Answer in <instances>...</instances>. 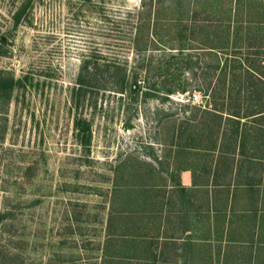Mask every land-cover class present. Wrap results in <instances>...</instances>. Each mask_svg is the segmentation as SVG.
I'll return each instance as SVG.
<instances>
[{"label":"rangeland","instance_id":"1","mask_svg":"<svg viewBox=\"0 0 264 264\" xmlns=\"http://www.w3.org/2000/svg\"><path fill=\"white\" fill-rule=\"evenodd\" d=\"M144 2L0 0V264H264V166L250 165L258 191H241L235 149L213 187L216 152L201 153L208 132L181 150L184 136L209 121L218 146L225 116L202 111L229 112L230 86L228 74L221 96L207 97L220 79L212 67L232 55H264V4L199 0L196 19L207 23L191 50V0ZM147 30L159 44L138 54L133 37ZM191 54L208 66L197 75ZM85 62L96 76L77 91ZM110 62L147 76L143 90L167 80L185 92L131 102L110 90L103 67ZM77 119L89 124L88 149L77 140ZM180 166L196 171L192 193L178 189ZM254 206V217L242 213ZM112 211L124 213L112 220L116 241L105 243Z\"/></svg>","mask_w":264,"mask_h":264},{"label":"trees","instance_id":"2","mask_svg":"<svg viewBox=\"0 0 264 264\" xmlns=\"http://www.w3.org/2000/svg\"><path fill=\"white\" fill-rule=\"evenodd\" d=\"M162 0H155V4H159ZM172 2L173 0H168ZM245 1V0H241ZM253 1L256 4H260L261 2L264 4V0H248ZM199 0H191V50L195 49V46L193 43V37L195 36V32L199 29H203L206 27L205 23L207 21L205 20H198L196 19L198 13L195 10L197 7ZM261 3V4H262ZM145 5L144 0H142L141 7L143 8ZM157 6V5H156ZM261 12H264V5L260 9ZM19 13L16 14L14 17L15 21L19 20ZM241 24H239L235 31L236 33L241 30L242 27V21H240ZM250 22H246V25H248ZM249 26V25H248ZM228 29H231L230 24L227 26H223ZM240 27V29L238 28ZM250 28V27H248ZM239 29V30H238ZM249 30V29H248ZM235 33V34H236ZM151 37V38H149ZM240 40V39H239ZM133 44H135V51L138 52V54L141 51H144L148 44H151L155 46V44H159L158 40L155 38V36L148 30L144 34V38H140L138 35H135L133 37ZM212 42V40H208ZM139 45H142L138 47ZM212 44H209L207 48L209 49L208 55H211V53L214 54V48L211 46ZM194 46V47H193ZM250 47V46H249ZM206 48V49H207ZM252 48V47H251ZM240 49V48H238ZM179 51L180 48H179ZM192 53V52H191ZM251 54V53H249ZM216 57V56H215ZM230 60H225L226 62L223 64L224 67L220 68L219 63H216L213 69L214 71L220 70V79L218 80V84L221 85L220 88H218V84H213V87L210 88V94L207 96L208 98H215L216 93L218 96H221L222 92L225 91V82H226V76L229 74V79L227 83V87L230 86L228 89V98H229V107L231 110L228 109L229 112L223 113L221 110L218 109H210L206 108L203 109V113L210 114L213 116V120L215 119H223L224 117V124L228 125V128L226 130H223L219 139L218 146L216 145L215 139H210V136L212 134H217V130H212L213 125L211 122H207L201 127H198L196 130L192 129L191 133H188L186 136H184L185 131H181L179 137H183L185 140V145H181V150L187 151L189 148L195 144V142L198 141L202 142L205 138L204 132H208L207 137V145L208 148L205 149V145L201 149V153L205 155L204 156H211L214 155L216 152V160L218 161L217 165L215 164V168L209 170V173L211 171L212 175V186L218 187L222 181L223 171L221 167H225L226 164L230 165L233 163L234 160V152L235 149H237V154L239 156V160L237 162L240 176L243 175L242 182L238 185V188L247 193L257 192V187L260 185V182L256 180L253 175H250V165L251 164H258L257 167L254 169V171L261 170V168L264 166V102H261L264 98V55L254 57V56H244V58L237 57L235 55L231 56ZM229 63V64H228ZM191 64L197 65V70L193 72L194 75H197L199 73V69H203L208 66H201L198 58L193 60V56L191 54ZM199 64V65H198ZM150 65V64H149ZM141 66V65H140ZM93 66L90 68L91 72H89V64L87 62L84 63V65L81 67L80 72L78 73L77 80H76V88L77 91H81L83 86L86 85V76L91 77V80L96 76V72H93L94 68ZM104 67V73L107 77V83L110 84V90L114 91L115 93L124 94L127 93L128 98L131 102H135L137 100V97L139 94L142 96L143 101L146 100L147 97H151L153 94L156 95V97H159V93H162L160 96V99L166 100L168 99V96L174 93L175 91H180L181 93H184L185 90L181 83H175L169 85V82L167 80L161 81V86L155 87L152 86V88H146L143 86L146 83V77L143 76L142 80L137 79V74H132L131 76L127 75L126 70L122 68L119 64L116 62L108 63L103 65ZM192 68V65H191ZM211 68V67H210ZM98 69V68H97ZM96 69V71H97ZM213 71V72H214ZM145 72H148L145 70ZM211 73V75L213 74ZM208 73V72H206ZM206 73H202L203 75H206ZM210 76V74L208 73ZM242 76H246L242 83H240V80ZM175 77V75H174ZM173 78V77H172ZM209 85L211 83V79L208 81ZM239 83V84H238ZM14 86V82L10 80L8 84L6 85V88L11 90ZM209 88L206 90L208 91ZM204 90L203 96L206 97V91ZM153 91V92H151ZM196 95H191V103H193V98H195ZM241 100L244 102L241 103ZM208 107V106H205ZM222 109V107H221ZM215 118V119H214ZM251 125V126H249ZM127 128H130V124H126ZM75 131L77 132V140L79 144L84 148L88 149L90 145V128L89 124L84 121L77 119L75 120ZM198 138V139H197ZM200 144V143H199ZM234 145V147H233ZM208 151V152H205ZM258 157L256 156L257 154ZM213 157V156H212ZM221 164V167H220ZM185 167H178L176 170V173H180V171L185 170ZM224 169V168H223ZM231 169V168H230ZM205 173L208 172L206 170H203ZM114 175H117V170H114ZM191 176H192V184L193 186L196 185V182L198 180L196 171L194 168H191ZM178 178V177H177ZM257 181L259 184H257ZM178 185V189L180 192H186V190ZM264 187V183L262 184ZM260 187V186H259ZM147 193V191H145ZM218 194V191H217ZM147 196V195H146ZM212 212H217L218 210L211 209ZM251 212L252 216L254 217L255 212V206L252 209H243V214H248ZM121 213V214H120ZM124 211L122 212H110L109 217L107 218V224H106V242L110 243L115 242L116 233L114 230L116 228L112 227V220L116 219L115 215H123ZM127 214V213H126ZM124 217H119L117 220L122 221ZM126 236L127 233H120L118 235L119 240L121 243H126ZM107 246V244H106Z\"/></svg>","mask_w":264,"mask_h":264},{"label":"crops","instance_id":"3","mask_svg":"<svg viewBox=\"0 0 264 264\" xmlns=\"http://www.w3.org/2000/svg\"><path fill=\"white\" fill-rule=\"evenodd\" d=\"M178 184L180 187L184 188L186 191L190 190L191 188V193L194 191V189H196V185L193 186L192 184V176L189 174V169L180 171L179 176H178Z\"/></svg>","mask_w":264,"mask_h":264}]
</instances>
